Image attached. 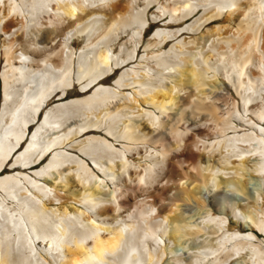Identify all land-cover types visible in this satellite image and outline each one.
Masks as SVG:
<instances>
[{
	"label": "bare ground",
	"instance_id": "bare-ground-1",
	"mask_svg": "<svg viewBox=\"0 0 264 264\" xmlns=\"http://www.w3.org/2000/svg\"><path fill=\"white\" fill-rule=\"evenodd\" d=\"M0 264H264V0H0Z\"/></svg>",
	"mask_w": 264,
	"mask_h": 264
},
{
	"label": "rangeland",
	"instance_id": "rangeland-1",
	"mask_svg": "<svg viewBox=\"0 0 264 264\" xmlns=\"http://www.w3.org/2000/svg\"><path fill=\"white\" fill-rule=\"evenodd\" d=\"M154 26H155V25H152V26L150 27V30L153 29ZM148 32H149V31H148ZM110 77L112 78L113 75H111ZM72 95H75V93L70 92L69 94H67V97L72 96ZM31 128H32V127H31ZM4 170H9V168H5ZM256 232L259 233V234H262V233H261L260 231H258V230H256Z\"/></svg>",
	"mask_w": 264,
	"mask_h": 264
}]
</instances>
